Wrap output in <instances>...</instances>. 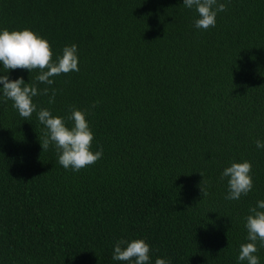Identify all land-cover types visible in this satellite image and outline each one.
<instances>
[{
  "label": "trees",
  "instance_id": "obj_1",
  "mask_svg": "<svg viewBox=\"0 0 264 264\" xmlns=\"http://www.w3.org/2000/svg\"><path fill=\"white\" fill-rule=\"evenodd\" d=\"M194 18L182 0H0V27L46 38L53 59L77 45L79 71L38 85L52 104L33 101L61 116L95 102L86 119L103 150L66 170L41 149L36 114L0 101V264H126L111 258L120 238L144 239L153 261L237 264L264 199V0H227L207 30ZM241 160L253 188L227 200L220 173Z\"/></svg>",
  "mask_w": 264,
  "mask_h": 264
},
{
  "label": "clouds",
  "instance_id": "obj_2",
  "mask_svg": "<svg viewBox=\"0 0 264 264\" xmlns=\"http://www.w3.org/2000/svg\"><path fill=\"white\" fill-rule=\"evenodd\" d=\"M226 4L227 0H182L183 7L195 13L192 26L198 30L215 27L217 13L223 12ZM0 68L6 70L0 74V101H11V106L24 120L36 114V120L43 126L39 140L41 149L48 150L51 146L61 167L76 172L102 157V148L98 146L92 150L94 134L86 119L88 111L95 108V102L89 110L70 106L68 114L61 116L54 115L49 108L38 109L33 101L34 97L44 95L52 104L56 90L38 85L51 86L53 77L79 71L75 43L65 45L53 59V51L46 38L28 28L9 30L0 27ZM17 68L28 72L37 70L35 82L26 83L20 76L10 79L9 70ZM255 147L264 149V140L256 139ZM251 167L249 161L241 160L232 161L222 169L220 178L226 179L227 184L225 199L239 200L252 190ZM244 228L246 242L239 245L237 264H260L257 252L258 246L264 247V199L249 207L244 217ZM111 258L126 264H171L169 259L159 256L153 261L150 245L142 238L117 239L112 245Z\"/></svg>",
  "mask_w": 264,
  "mask_h": 264
}]
</instances>
